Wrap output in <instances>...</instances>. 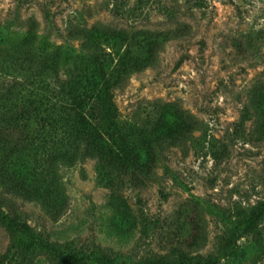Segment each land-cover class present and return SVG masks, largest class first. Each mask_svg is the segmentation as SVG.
Masks as SVG:
<instances>
[{
    "label": "rangeland",
    "instance_id": "1",
    "mask_svg": "<svg viewBox=\"0 0 264 264\" xmlns=\"http://www.w3.org/2000/svg\"><path fill=\"white\" fill-rule=\"evenodd\" d=\"M16 49L13 64L56 58L61 77L82 59L105 64L121 80L119 122L138 135L159 112L170 125L187 112L200 129L164 146L148 187L124 191L125 203L84 151L47 178L61 193L57 209L0 181V211L33 236L0 215V264H66L53 252L114 264H264V221L244 231L236 213L250 220L264 205V0H0V51ZM32 159L17 171L29 182Z\"/></svg>",
    "mask_w": 264,
    "mask_h": 264
},
{
    "label": "trees",
    "instance_id": "2",
    "mask_svg": "<svg viewBox=\"0 0 264 264\" xmlns=\"http://www.w3.org/2000/svg\"><path fill=\"white\" fill-rule=\"evenodd\" d=\"M22 53V49L13 53L0 51V181L27 198H39L49 209H57L62 199L55 180H47L57 163L74 161L81 151L96 158L100 183L113 190L116 201L125 203L124 191L134 186L148 187L164 146L191 140L200 129L196 118L187 112H179L178 120L172 125L159 112L154 122L138 135L135 125L119 122L113 93L121 80L112 81L105 64L79 56L76 59L83 62L68 64L69 70L61 77L56 58L47 61L35 58L36 64H13L15 56ZM130 73L123 69V78ZM261 101L256 107L259 128L264 127V101L263 106ZM133 133L138 135L135 140L130 137ZM32 156L38 168L30 175L29 182L17 171ZM121 206L129 211L127 205ZM236 210L237 217L245 224L244 231H255L264 221V205L252 212L250 220L246 209ZM0 215L7 218L11 229L33 237L18 219L1 211ZM53 253L66 264H90V260L96 264H114L105 257ZM145 264L168 263L162 259Z\"/></svg>",
    "mask_w": 264,
    "mask_h": 264
}]
</instances>
